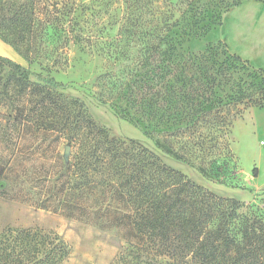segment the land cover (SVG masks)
Listing matches in <instances>:
<instances>
[{"label":"rangeland","instance_id":"1","mask_svg":"<svg viewBox=\"0 0 264 264\" xmlns=\"http://www.w3.org/2000/svg\"><path fill=\"white\" fill-rule=\"evenodd\" d=\"M233 1L40 0L39 16L58 10L60 20L41 29L30 60L1 37L16 54L0 52V56L30 67L33 79L39 74L53 76L64 84L60 90L81 99L92 118L113 136L140 142L194 182L218 195H234L228 187L247 190L251 195L239 199L240 217L234 227L248 221L264 233V131L256 132L253 116V110L261 108L255 102L263 95L264 73L249 61L233 59L224 47L220 22ZM130 22H137L134 48L117 56V47L124 43L122 27ZM164 24L171 25L172 40L162 47L177 46L174 62L186 72L169 76L170 82L178 81L175 101L168 84L162 125L153 138L163 133L165 148L178 157L121 118L110 101L97 99L101 90L111 92L101 75L124 78L136 65L138 72L145 73L138 61L147 52L145 44L154 38L148 32H164ZM220 68L226 73L218 74ZM9 72L7 65H0V166H6L0 177V235L8 228H34L57 237L68 252L61 264H161L167 257L146 241L141 243L133 232L127 234L114 217H95L90 207L93 195L91 200L89 194L72 199V210L63 201L65 195L61 199L54 193V172L63 170L67 146L63 138L52 141L56 134L44 139L28 132L22 137L11 129L12 110L1 95ZM116 97L113 93V102L127 107L126 100ZM189 123L192 128L186 127ZM73 153L70 147L69 156ZM199 166L207 168L211 179L199 172ZM0 264H16L13 257L2 254L1 247Z\"/></svg>","mask_w":264,"mask_h":264},{"label":"trees","instance_id":"2","mask_svg":"<svg viewBox=\"0 0 264 264\" xmlns=\"http://www.w3.org/2000/svg\"><path fill=\"white\" fill-rule=\"evenodd\" d=\"M40 7V0H0V37L29 60L33 40L41 29L60 20L58 10H48L47 16L40 17ZM135 24L122 27L120 42L124 43L117 47V56L134 48ZM164 27V32H148L154 38L145 44L147 52L138 61L145 73L138 72L136 65L124 78L113 73L101 75L111 92L103 89L97 97L101 102L110 101L121 118L152 138L162 125L168 84L175 101L178 81L170 82L169 76L186 72L174 62L177 46L162 47L172 40L171 25ZM224 47L233 59L242 61ZM0 65L10 70L1 95L12 110L11 129L22 137L28 132L44 139L56 134L52 141L63 138L66 146L73 148V156L65 157L63 170L56 169L53 176L54 193L61 199L65 195L68 207L75 209L71 201L80 195L89 194L90 200L93 195L90 207L95 217H114L127 234L133 232L141 243L146 241L158 255L166 256L161 264H264V233L248 221L234 227L240 217L238 199L194 182L140 142L113 136L92 118L81 99L65 95L60 90L64 84L53 76L39 74L33 79L30 67L4 56H0ZM224 73L225 69L218 70V74ZM262 92L255 102L258 107L264 105V88ZM113 93H117L116 101L126 100L127 107L113 102ZM162 135L153 138L156 146L178 157L165 148ZM198 170L211 179L205 166ZM5 172L6 166H0V177ZM0 247L16 264H61L68 253L63 241L34 228H8L0 235Z\"/></svg>","mask_w":264,"mask_h":264},{"label":"crops","instance_id":"3","mask_svg":"<svg viewBox=\"0 0 264 264\" xmlns=\"http://www.w3.org/2000/svg\"><path fill=\"white\" fill-rule=\"evenodd\" d=\"M219 33L227 49L242 60L253 63L264 73V0H240L230 6L224 13ZM0 52L9 57H15L11 46L0 41ZM254 128L256 132L264 131V105L253 110ZM234 190L219 193L224 197L240 200L249 199L247 190L228 187Z\"/></svg>","mask_w":264,"mask_h":264},{"label":"water","instance_id":"4","mask_svg":"<svg viewBox=\"0 0 264 264\" xmlns=\"http://www.w3.org/2000/svg\"><path fill=\"white\" fill-rule=\"evenodd\" d=\"M69 153H70V147L67 146V147H66V152H65V157H66V158H68Z\"/></svg>","mask_w":264,"mask_h":264}]
</instances>
